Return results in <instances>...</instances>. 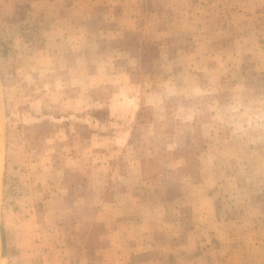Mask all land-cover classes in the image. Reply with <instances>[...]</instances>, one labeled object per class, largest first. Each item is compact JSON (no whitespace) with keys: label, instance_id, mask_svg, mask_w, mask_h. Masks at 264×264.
Segmentation results:
<instances>
[{"label":"rangeland","instance_id":"rangeland-1","mask_svg":"<svg viewBox=\"0 0 264 264\" xmlns=\"http://www.w3.org/2000/svg\"><path fill=\"white\" fill-rule=\"evenodd\" d=\"M32 1L0 0V264L137 263L119 259L137 227L173 264H238L243 247L264 264V4L81 63L21 45L50 15Z\"/></svg>","mask_w":264,"mask_h":264},{"label":"crops","instance_id":"crops-1","mask_svg":"<svg viewBox=\"0 0 264 264\" xmlns=\"http://www.w3.org/2000/svg\"><path fill=\"white\" fill-rule=\"evenodd\" d=\"M264 0H47L50 15L43 19L45 27H34L31 30L29 40H23L21 45L34 52L33 49L39 48L43 52H52L53 48L68 47L69 49L80 52L81 63L88 60L86 57L91 50L96 52L108 49H125L131 54L130 47L137 43L140 51L144 50L145 45L153 39V48L161 47L167 36L180 34L186 30L187 23L192 24L194 18L202 14L217 15L219 20L222 16L227 18L228 8L238 9L237 14L244 16L253 13L260 8ZM40 0L32 1L33 6H39ZM238 2V6L231 3ZM168 3H171L168 5ZM170 7V9H168ZM34 9L31 11L33 12ZM44 18V17H42ZM223 22V23H222ZM222 24L229 25L230 20ZM153 36L148 37V35ZM147 38V39H146ZM158 40V43H155ZM152 43V42H151ZM100 45V49L94 48ZM93 46V48H90ZM126 47H129L126 49ZM125 52V53H126ZM36 53V52H34ZM83 58V60H82ZM134 57L132 56V59ZM86 59V60H85ZM137 59V58H134ZM135 203V202H134ZM127 226H123L129 235L132 234L135 224L131 221ZM117 228L120 224H115ZM137 231L134 236L128 239L132 244L124 257L119 259L122 262L132 261L131 257L141 256L137 263L148 264H173L169 257L172 250L167 247L156 249L152 242L149 231ZM140 233V235H138ZM120 240H127L128 235L123 231L117 230ZM124 237L125 239H121ZM175 238V237H173ZM243 247V246H242ZM154 248V249H153ZM237 248L238 264H248L247 257L249 250ZM192 252L194 262L199 264L202 257L208 262L206 264H216V250L204 254L198 251ZM231 254V253H230ZM234 254V253H232ZM204 258V259H205ZM157 261V262H156ZM180 264V263H176ZM205 264V263H204Z\"/></svg>","mask_w":264,"mask_h":264},{"label":"trees","instance_id":"trees-1","mask_svg":"<svg viewBox=\"0 0 264 264\" xmlns=\"http://www.w3.org/2000/svg\"><path fill=\"white\" fill-rule=\"evenodd\" d=\"M176 39V37H170L166 40V45L164 46V49L168 53V56H171L173 52H176V47L174 44H172L173 40ZM172 44V45H171ZM136 50L138 49L139 45L135 43L132 45ZM6 196H7V189H6V179H5V171L2 172L1 177V183H0V210L1 212L6 207Z\"/></svg>","mask_w":264,"mask_h":264},{"label":"water","instance_id":"water-1","mask_svg":"<svg viewBox=\"0 0 264 264\" xmlns=\"http://www.w3.org/2000/svg\"><path fill=\"white\" fill-rule=\"evenodd\" d=\"M0 255L1 257H4L6 255L5 234L1 219H0Z\"/></svg>","mask_w":264,"mask_h":264},{"label":"bare ground","instance_id":"bare-ground-1","mask_svg":"<svg viewBox=\"0 0 264 264\" xmlns=\"http://www.w3.org/2000/svg\"><path fill=\"white\" fill-rule=\"evenodd\" d=\"M1 150V149H0Z\"/></svg>","mask_w":264,"mask_h":264}]
</instances>
